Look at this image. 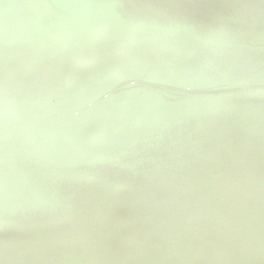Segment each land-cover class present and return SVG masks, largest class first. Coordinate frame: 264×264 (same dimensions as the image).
<instances>
[{"label":"water","instance_id":"1","mask_svg":"<svg viewBox=\"0 0 264 264\" xmlns=\"http://www.w3.org/2000/svg\"><path fill=\"white\" fill-rule=\"evenodd\" d=\"M263 176L264 0H0V259L154 204L151 264H264Z\"/></svg>","mask_w":264,"mask_h":264},{"label":"rangeland","instance_id":"2","mask_svg":"<svg viewBox=\"0 0 264 264\" xmlns=\"http://www.w3.org/2000/svg\"><path fill=\"white\" fill-rule=\"evenodd\" d=\"M191 200L196 203L201 201L200 198H193ZM256 204L258 215L262 217L264 214V194L256 195ZM131 211H133V213L136 215L134 220L138 230L133 225L132 216H128V213ZM158 211L159 209L154 204H146L141 207H136L121 212L119 213L120 215L116 214L120 217L124 216V219H120V217L114 215L111 217V219H105L98 223L97 225L100 234L97 232L96 225L80 227L79 231L77 232L91 245L93 251L92 257L96 264H108L106 259V251L102 247V244L104 247H107L103 241L104 239L107 240V245L111 247L113 256L115 255L114 257H117L116 260L122 256V258H128L127 264H151L149 259L152 254H154L156 248L154 247V238H156L157 235L161 236V231L163 229L161 221L156 215ZM247 216H249V214H247ZM263 218L264 216L262 219ZM243 221L248 222L249 218L246 217ZM258 224L264 233V220H260ZM103 234L105 237H101ZM139 235H145L147 238H138ZM66 236L74 238L76 237V234L75 232H70ZM145 242L148 246L146 245L147 247L144 248L142 245L145 244ZM87 251L89 252L88 248ZM259 256V258H264V249L261 250ZM172 257L175 259L176 264H180L175 252L174 255L172 254Z\"/></svg>","mask_w":264,"mask_h":264},{"label":"bare ground","instance_id":"3","mask_svg":"<svg viewBox=\"0 0 264 264\" xmlns=\"http://www.w3.org/2000/svg\"><path fill=\"white\" fill-rule=\"evenodd\" d=\"M135 225H136V224H135ZM96 228H97V232L100 234L99 229H98V225H97V224H96ZM134 231H136V230H134ZM136 232H137V231H136ZM139 236H140V237H139ZM139 236H138V238H142V239H143V238H147L146 236H143V235H139ZM101 237H105V235L103 234V235H101ZM103 241L105 242V244H106V246H107V247H104L103 244H102V247H103V248L105 249V251H106V256H107L106 259H107V263H108V264H115V262L117 261V260H116L117 257L115 258V257H114L115 255L113 256V252H112V250H111V247L107 245V240L104 239Z\"/></svg>","mask_w":264,"mask_h":264},{"label":"crops","instance_id":"4","mask_svg":"<svg viewBox=\"0 0 264 264\" xmlns=\"http://www.w3.org/2000/svg\"><path fill=\"white\" fill-rule=\"evenodd\" d=\"M77 231H79V228H77ZM17 262L11 257H8L6 259H0V264H18Z\"/></svg>","mask_w":264,"mask_h":264},{"label":"trees","instance_id":"5","mask_svg":"<svg viewBox=\"0 0 264 264\" xmlns=\"http://www.w3.org/2000/svg\"><path fill=\"white\" fill-rule=\"evenodd\" d=\"M120 215V214H119ZM117 217H120V216H118V215H116ZM128 216H132V222H133V225H135V220H134V217H136V215L133 213V211H131V212H129L128 213ZM125 217L123 216V217H120V219H124ZM107 219H111V217L110 218H107ZM135 227V226H134ZM135 229V228H134ZM147 235V234H146ZM145 236V235H144ZM147 244H146V242H145V244H143L142 246L145 248V247H147L146 246Z\"/></svg>","mask_w":264,"mask_h":264},{"label":"snow or ice","instance_id":"6","mask_svg":"<svg viewBox=\"0 0 264 264\" xmlns=\"http://www.w3.org/2000/svg\"><path fill=\"white\" fill-rule=\"evenodd\" d=\"M134 82L137 83L135 80H132V81L130 82V83H131V86L133 85ZM187 91H188V92H191V91H192V87L189 86V87L187 88ZM76 115L79 116V112H77Z\"/></svg>","mask_w":264,"mask_h":264}]
</instances>
